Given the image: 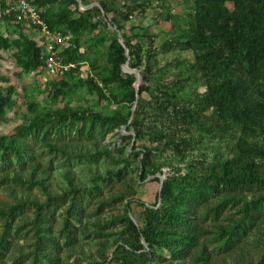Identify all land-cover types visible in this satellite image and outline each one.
<instances>
[{
	"label": "rangeland",
	"instance_id": "1",
	"mask_svg": "<svg viewBox=\"0 0 264 264\" xmlns=\"http://www.w3.org/2000/svg\"><path fill=\"white\" fill-rule=\"evenodd\" d=\"M100 2L111 5L113 12L104 15ZM39 3L37 8L47 12L54 28L66 31L70 40L44 45L36 61L28 49L31 43L42 44L36 31L13 24L0 31L5 43L0 50V94L5 98L0 102V137L13 138L24 149L19 153L0 149V264L258 261L264 251V200L258 212L249 210L248 218L244 204L257 194L263 196L264 187L230 185L206 174L211 167L218 171L217 159L228 153V140L206 134L195 135L197 141L182 159L161 148L158 152L164 153L154 157L160 173L143 177L144 147L149 141L146 137L135 141L128 129L136 107V101L129 100L128 78L138 74V84L131 86L137 92L141 76L127 60L119 66L117 78L110 61L115 42L121 46L124 38L139 41L144 50L152 46L157 61L152 89L173 81L184 68L180 61L191 62L193 50L164 46L170 40L185 42L192 35L195 0H77L76 8L67 0ZM75 21L79 24L74 28ZM144 32L148 39H143ZM48 59L56 63L54 72L45 68ZM85 80L94 82L107 98L82 86L80 81ZM201 81L184 83L179 95L193 101L196 93L205 92ZM192 163L204 189L196 183L192 190L198 193L183 194L188 210L185 224L177 230L186 232L191 226L194 245L175 256L163 248L150 250L142 238L141 250L123 245L137 243L131 222L139 229L146 211L159 210L156 196L162 182L183 177ZM32 167L46 176L50 197L30 182ZM25 193L40 203L39 214Z\"/></svg>",
	"mask_w": 264,
	"mask_h": 264
},
{
	"label": "trees",
	"instance_id": "2",
	"mask_svg": "<svg viewBox=\"0 0 264 264\" xmlns=\"http://www.w3.org/2000/svg\"><path fill=\"white\" fill-rule=\"evenodd\" d=\"M39 11L43 21L50 29L52 25L47 12L42 13L38 8L39 0H26ZM69 6L76 8L77 0H67ZM100 9L108 15L111 5L100 2ZM98 14L99 9H94ZM129 13V12H128ZM127 17V15H124ZM114 20V19H113ZM115 22V20H114ZM13 24L21 28L38 31L15 19H6L4 25ZM79 24L73 22L74 28ZM115 25V23L113 24ZM116 26V25H115ZM62 29V28H61ZM121 31V27H117ZM64 34H68L62 29ZM147 38V32L143 33ZM42 44L28 45L29 54L38 61L41 56ZM144 42V41H143ZM5 47L3 37L0 35V50ZM166 50L180 49L193 50V59L180 61L184 68L177 72L173 81L165 84H154V71L157 61L152 55V46L146 48L142 42L125 39L122 45L114 43V50L110 61L117 70L126 63L130 69L137 71L141 76L142 84L137 92L132 89L135 82L134 75L128 78L130 88V101H136V107L128 127L134 133V140L140 141L146 137L149 146L144 147L146 153L143 162V177L154 176L160 173V166L154 162L156 153L161 148L169 150L175 157H186L187 149H192L196 134L228 140V153L217 159L218 171L214 167L206 169V174L212 175L230 185L249 184L264 187V0H195L194 31L185 42L168 41ZM127 50V56L124 55ZM153 51V50H152ZM154 53V52H153ZM1 61V58H0ZM179 63V64H180ZM73 71L72 69H69ZM180 77H183L181 79ZM202 80V81H201ZM203 82L205 92L196 93L194 100H184L179 95L184 90L186 82ZM82 86L96 92L100 98H107L102 89L94 82L80 81ZM136 95L138 96L136 99ZM5 98L0 94V102ZM0 107V116L2 115ZM263 135V138H261ZM154 145V146H152ZM12 150L19 153L24 151L22 144L13 138L0 137V149ZM66 149L61 150L64 153ZM153 158V159H152ZM21 161V159H20ZM216 161V159H215ZM157 166L156 168H153ZM196 165L191 164L183 177H168L162 184L156 196L160 203L159 210H149L144 213V223L139 229L131 222V230L136 235V245L124 241L126 247L141 250L139 239H143L150 250L155 248L166 249L172 255L182 254L188 246L194 245V235L190 232L178 231L177 227L185 224L184 193L199 192L193 189L198 184L204 189L203 178L196 175ZM66 179L73 187L71 176L66 172ZM220 174V176H219ZM17 180L22 175L16 173ZM32 184H37L45 195L51 196L46 176L32 167L29 176ZM158 181L157 178L153 179ZM190 190H188V189ZM6 190L11 196L17 198L14 190L9 186ZM76 191V190H74ZM23 194V193H21ZM26 201L36 206L37 214L41 210L40 203L29 193L24 194ZM264 200V195H255L247 206L245 213L248 218L249 210L258 212ZM124 251V248H122ZM46 255V254H45ZM49 259L50 257L47 256ZM131 264L130 261H124ZM167 264H174L171 261ZM175 264H181L176 262ZM247 264H264V251L256 262Z\"/></svg>",
	"mask_w": 264,
	"mask_h": 264
},
{
	"label": "built area",
	"instance_id": "3",
	"mask_svg": "<svg viewBox=\"0 0 264 264\" xmlns=\"http://www.w3.org/2000/svg\"><path fill=\"white\" fill-rule=\"evenodd\" d=\"M6 19H15L36 28L45 46H55L70 40V36L64 34L61 28L50 29L41 18L39 11L26 0H0V26ZM56 67L52 59L45 61L46 70L54 72Z\"/></svg>",
	"mask_w": 264,
	"mask_h": 264
},
{
	"label": "water",
	"instance_id": "4",
	"mask_svg": "<svg viewBox=\"0 0 264 264\" xmlns=\"http://www.w3.org/2000/svg\"><path fill=\"white\" fill-rule=\"evenodd\" d=\"M138 74H136L135 75V84L137 85L138 84V76H137ZM138 96L136 95V98H137Z\"/></svg>",
	"mask_w": 264,
	"mask_h": 264
}]
</instances>
